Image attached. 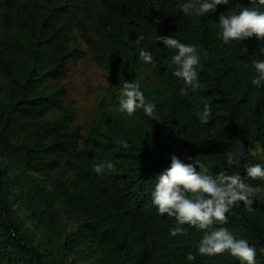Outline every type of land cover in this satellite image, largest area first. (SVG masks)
I'll return each mask as SVG.
<instances>
[{
  "label": "trees",
  "instance_id": "16d2710c",
  "mask_svg": "<svg viewBox=\"0 0 264 264\" xmlns=\"http://www.w3.org/2000/svg\"><path fill=\"white\" fill-rule=\"evenodd\" d=\"M177 2L0 0V161L35 173L71 171L70 186L59 197L78 222L60 246L37 250L15 226L12 182L0 164V264H66L70 256L73 264H240L227 251L213 256L197 251L204 232L216 227L247 239L257 249V264H264V179L245 174V165L264 163V87L251 83V60L264 40L253 35L225 44L218 27L220 14L241 7L264 11V5L230 0L197 17L180 12ZM73 29L80 30L93 60L119 91L125 81L140 84L146 102L156 104L153 116L143 109L132 116L118 112L117 95L103 103L86 135L70 126L64 90L48 82L63 79L70 61L80 56L67 43ZM158 34L197 46L196 88L173 75L175 50L156 42ZM141 47L153 64L139 59ZM143 64L155 79L150 85L140 78ZM205 103L212 115L202 124ZM51 110L62 114L43 120ZM25 131L21 142L14 140ZM120 140L129 146L123 148ZM227 152L242 153L239 163L227 164ZM170 153L199 156L213 176L240 174L260 189L251 208L241 202L230 209L227 224L205 230L185 224L183 234L171 236L175 217L159 215L152 204L155 176L169 166ZM102 161L114 167L97 174L93 165ZM188 252L195 261L186 260Z\"/></svg>",
  "mask_w": 264,
  "mask_h": 264
},
{
  "label": "clouds",
  "instance_id": "9594fccd",
  "mask_svg": "<svg viewBox=\"0 0 264 264\" xmlns=\"http://www.w3.org/2000/svg\"><path fill=\"white\" fill-rule=\"evenodd\" d=\"M230 0H178L177 7L186 15L205 17L214 12L218 5H227ZM264 5V0H260ZM220 39L225 44L232 41L241 42L253 35L264 40V11L257 8L241 7L238 12L220 14L218 19ZM155 41H160L167 49H174L171 56L176 66L173 75L183 80L185 85L196 88L198 72L196 66L200 56L195 44L181 42L172 35H156ZM143 37H138L139 45ZM245 51L247 49L245 48ZM264 47L258 49V58L251 60L255 72L251 83L257 88L264 87ZM139 59L153 64V56L143 47L139 51ZM117 111L132 116L137 109H143L145 115L153 116L156 104L146 102L144 92L137 82L125 81L119 94ZM212 115L210 103H205L200 120L206 124ZM120 145L127 148V141L120 140ZM242 153L227 152L226 162L229 165L238 164ZM170 164L155 176V187L152 192V204L156 206L159 215L167 214L175 217L176 226L169 229L173 237L184 233L182 225L188 224L201 230L209 229L216 223L227 224L230 209L241 202L251 208L259 188L246 183L240 174H225L213 176L208 165L197 155L185 156L181 159L174 153L169 154ZM114 167L111 161H102L93 165V171L101 174L105 168ZM245 174L253 179H264V163L245 165ZM197 251L201 255L213 256L225 251L236 257L240 264H257V249L245 238H237L226 227H216L205 231L199 241ZM264 252V249H261ZM192 252L186 254V260L195 261Z\"/></svg>",
  "mask_w": 264,
  "mask_h": 264
},
{
  "label": "rangeland",
  "instance_id": "374dc122",
  "mask_svg": "<svg viewBox=\"0 0 264 264\" xmlns=\"http://www.w3.org/2000/svg\"><path fill=\"white\" fill-rule=\"evenodd\" d=\"M67 43L80 56L70 61L63 79L48 84L63 88L62 104L64 112L72 116L70 126L79 127L86 135L98 119L103 103H110L120 91L108 72L93 60L80 30L73 29ZM140 78L147 85L155 81L144 64L140 67ZM61 114V111L51 110L43 120L51 121ZM27 132L19 133L14 140L21 142ZM0 164L12 182V217L18 232L41 252L60 246L65 234L78 226L77 219L66 213L59 197L60 190L70 186L73 173L64 167L53 172L35 173L6 160ZM64 259L66 264H73V256Z\"/></svg>",
  "mask_w": 264,
  "mask_h": 264
}]
</instances>
